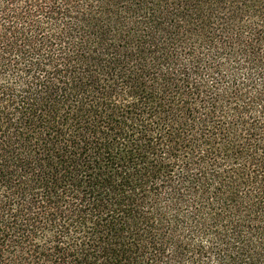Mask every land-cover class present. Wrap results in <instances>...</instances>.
Instances as JSON below:
<instances>
[{
	"label": "trees",
	"instance_id": "obj_1",
	"mask_svg": "<svg viewBox=\"0 0 264 264\" xmlns=\"http://www.w3.org/2000/svg\"><path fill=\"white\" fill-rule=\"evenodd\" d=\"M0 264H264V0H0Z\"/></svg>",
	"mask_w": 264,
	"mask_h": 264
}]
</instances>
